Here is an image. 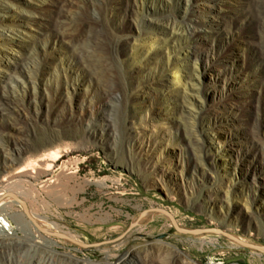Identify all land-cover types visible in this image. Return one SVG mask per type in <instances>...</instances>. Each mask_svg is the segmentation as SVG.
Masks as SVG:
<instances>
[{
    "label": "rangeland",
    "instance_id": "rangeland-1",
    "mask_svg": "<svg viewBox=\"0 0 264 264\" xmlns=\"http://www.w3.org/2000/svg\"><path fill=\"white\" fill-rule=\"evenodd\" d=\"M248 1L77 0L73 10L94 17L105 39L106 74L82 57L78 45L40 38L49 15L35 9L33 0L0 8V32L16 39L10 43L0 36V51L32 57L2 88L21 97L17 118L10 120L15 125L0 124V152L9 158L2 176L22 164L11 158L18 145L25 162L61 152L51 168L27 182L33 193L18 194L31 211L61 221L76 239L101 242L83 246L57 235L79 248L80 257L99 263L110 255L116 262L133 248L155 246V264L173 258V249L189 264H264V251L223 232L184 233L159 210H149L128 231L141 212L161 207L182 227H220L264 244V88H257L252 27L237 15L210 13L219 5L229 14L246 10L254 22L259 13ZM18 10L24 25H14ZM193 17L211 22L201 25L196 41L188 38ZM168 20L183 26L166 33ZM222 23L225 32L213 38L210 29ZM128 33L135 42L126 46ZM169 63L187 80L193 76L192 102H183L181 94L193 86L174 83ZM147 77L152 84L141 88L138 83ZM107 80L116 95L102 94ZM181 104L187 109L176 117ZM14 209L25 210L16 198ZM126 264L138 263L129 258Z\"/></svg>",
    "mask_w": 264,
    "mask_h": 264
},
{
    "label": "bare ground",
    "instance_id": "bare-ground-1",
    "mask_svg": "<svg viewBox=\"0 0 264 264\" xmlns=\"http://www.w3.org/2000/svg\"><path fill=\"white\" fill-rule=\"evenodd\" d=\"M14 1L15 0H0V8L5 5V2H8L10 8L17 9V5ZM251 1L255 4L259 13V18L254 22V18L251 17L249 15L250 13L246 10L229 14L225 7L219 5L215 6L210 13H219L225 18L237 15L241 21L251 23L252 28L250 35L254 38L251 55L253 66L256 67L255 73L258 75L260 82L257 88L260 90V88H264V0H249L248 3L251 4ZM76 2L77 0H33L35 9H46L49 15V21L45 23V28L41 30L42 36L40 38L51 37L58 41H67L71 45H78L81 47L82 51L80 53L82 57L85 60L88 59L98 64L95 68L96 71L106 74L109 67L104 62L106 52L105 39L102 37L99 25L94 17L80 16L73 10V4ZM120 2H123V0H120ZM187 2L189 3V0H187ZM187 8L186 11L188 13L189 8ZM15 16L20 21L14 25H24V23L21 22L25 20V16L22 15L20 10L17 11ZM0 19H3V15L1 14ZM209 21L205 23L201 18L194 19L193 17L189 23L193 32L188 38L192 41H196L201 36V25L203 23L210 24L211 22L209 23ZM165 24L166 27H168L165 31L166 33L173 32L177 26H183L174 20H168ZM226 27L227 26L222 23V25H218V27L211 28L210 30L214 34L212 37L215 38V35H223ZM138 31L141 32V29L138 28ZM128 35L129 36L124 39L125 41H123L126 46L132 45L135 42V35L133 36L134 39L131 38V33H128ZM0 36L10 43L16 40L15 35L7 32L6 35L0 32ZM155 36L156 37L151 39L153 45L158 43L159 36ZM17 38L18 40L21 39L19 37ZM31 58V54L18 56V54L11 49L9 51H0V64L3 65V69L0 72V124L10 121L11 118H17V111H19L18 105L21 98L15 93H3L2 88L5 89L8 86L9 79H12L22 69L21 66L23 63L25 61L28 62ZM255 64H257V66H255ZM168 69L174 76V83H184V85L186 81L191 83L193 87L189 90L185 89L184 93L181 95L183 102L186 100L192 102V97L196 95V83L193 76L190 74L189 80H187L185 73L181 74L178 66L173 63L168 64ZM8 70H10V73ZM156 71L161 73V64L157 65ZM152 82L150 77H147L146 79L140 80L138 85L144 88L152 84ZM15 87L17 88V85H15ZM158 87L163 90L164 86L158 85ZM101 88V92L104 95H116V88L111 85L110 80L104 82ZM165 92L168 96L172 95V91L169 88H166ZM186 109L187 107L181 104L176 117H178V114L184 113ZM171 114L173 116V113ZM10 123L12 122L10 121ZM12 124L15 125L14 123ZM1 133L5 134L4 131L0 130V134ZM6 134L13 136L15 133L6 132ZM187 138L189 141L193 140L191 133L187 134ZM11 152L13 153L11 157L12 160L22 164H20L15 171L6 172L5 175L2 176V173L7 171L6 168L9 164V158L7 155L0 152V163H4L0 166L3 170L0 172V264H126L129 258L134 259L138 264H155V246L133 248L127 255L120 257L116 262L110 259V255L99 263L80 257L77 251L79 248L71 246L65 238H60L54 233L55 231L61 232L60 230H64V233L68 236L73 238L78 237V235L71 230L65 229L61 221L52 220L35 210H30L31 214H28L25 210L14 209L15 198L11 195H7V193L14 190L19 193L20 189L25 193H33L34 188L27 184V182H32L33 179H36L42 170L51 168L62 154L59 150L55 149L48 153L40 154L30 162H25L24 151L19 145L12 149ZM41 227H44L45 230ZM7 229H12L13 234L7 232ZM20 231L24 232L22 237L18 236ZM68 247L70 249H68ZM156 264L189 263L178 258L176 251L173 249V258L158 261Z\"/></svg>",
    "mask_w": 264,
    "mask_h": 264
},
{
    "label": "water",
    "instance_id": "water-1",
    "mask_svg": "<svg viewBox=\"0 0 264 264\" xmlns=\"http://www.w3.org/2000/svg\"><path fill=\"white\" fill-rule=\"evenodd\" d=\"M7 195H11V196L15 197L20 203L23 204L26 212L28 214H31L30 207H29V203H28V201L25 198L21 197L18 193L14 192V191L8 192ZM149 210H159L161 212L167 213L168 215L171 216V218H172L175 226L177 227V229H179L180 231H182L184 233L199 234V233H203V232H207V231L223 232V233H226V234L232 236L233 238H235L236 240H238L239 242H241L242 244H244L246 246L253 247V248L259 249L261 251H264V244L254 243V242H251V241H247V240L241 239V238H239V237H237V236H235V235H233V234H231L229 232H226L225 230H223L220 227H214V226H211V227H196V228L182 227L179 224L177 218L174 216L173 213H171L169 210H167L165 208H161V207L150 208V209H147V210H144L143 212H141V214L138 217V219L130 225L128 231L131 230L133 227H135L138 224V222L146 215V213ZM41 228L43 230H45L44 227H41ZM128 231H126L123 234H121L118 237V239L124 237ZM54 233L56 235H58V236H61V237H67V238H69V239H71V240H73V241H75V242H77V243H79V244H81L83 246H93V245H98V244L101 243V242H92V243L91 242H83V241H80V240H78L76 238H73V237L68 236L64 232L55 231ZM114 240H116V239H113V240H105L104 242H109V241H114Z\"/></svg>",
    "mask_w": 264,
    "mask_h": 264
}]
</instances>
